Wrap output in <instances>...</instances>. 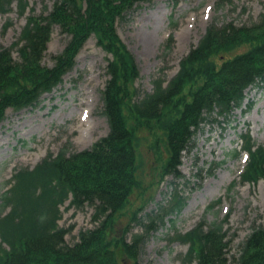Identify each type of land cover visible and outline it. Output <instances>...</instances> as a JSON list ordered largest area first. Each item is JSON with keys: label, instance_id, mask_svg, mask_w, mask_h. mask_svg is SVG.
I'll return each instance as SVG.
<instances>
[{"label": "trees", "instance_id": "16d2710c", "mask_svg": "<svg viewBox=\"0 0 264 264\" xmlns=\"http://www.w3.org/2000/svg\"><path fill=\"white\" fill-rule=\"evenodd\" d=\"M152 1L54 0L46 14L26 18L10 47L0 48V123L7 109L18 112L38 106L41 97L51 93L73 69L77 54L91 36L110 56L108 80L101 91V114L108 133L88 149L60 150L56 156L48 153L34 169L15 171L10 188L0 195V264H123L124 260L140 264L138 256L148 237L169 214L178 213L185 205V199L174 194L167 207L157 209L158 214L143 218L139 208L124 226L121 218L140 184L141 135L156 139L152 147L160 164V180L168 174L179 178L182 155L192 149L201 127L226 122L243 105L245 90L264 83L261 13L256 21L241 25L211 23L182 59L177 74L166 85L161 78H154L152 92L139 98L134 87L139 68L118 37L116 23H123L142 2ZM14 2L23 15L27 0H0V13H8ZM54 26L69 40L53 57V65L45 67L41 61ZM243 137L250 158L241 180L264 181V147L252 150L249 136ZM158 142L166 157L159 148L157 151ZM69 194L72 207L93 209L91 228L81 230L72 245L64 241L71 228L58 225V206ZM226 219L200 222L180 236L182 243L189 244L184 261L264 264V223L254 224L228 256ZM135 225L142 232L127 241L125 236Z\"/></svg>", "mask_w": 264, "mask_h": 264}, {"label": "rangeland", "instance_id": "374dc122", "mask_svg": "<svg viewBox=\"0 0 264 264\" xmlns=\"http://www.w3.org/2000/svg\"><path fill=\"white\" fill-rule=\"evenodd\" d=\"M52 2L28 0V6L34 7L33 13L37 14L43 11L44 4L49 9ZM12 9L0 15V48L10 47L17 40L25 17L32 13L28 10L19 17L15 15L16 8ZM261 13H264V0L142 2L123 23H116L118 37L139 68V77L134 82L139 98L152 92L154 78L159 77L166 84L177 74L179 61L211 23L241 25L256 21ZM5 24L9 26L3 31ZM68 40L54 26L41 64L51 67L53 57ZM12 57L17 60V53L13 52ZM109 57L91 36L77 54L73 69L50 94L41 97L38 106L6 111L0 123V195L10 187L15 170L32 168L47 153L87 149L107 134L108 125L101 114V91L108 80ZM244 96L243 105L226 122L205 124L196 133L192 149L182 155L179 178L168 174L160 180V164L152 147L156 139L141 135L137 171L140 184L121 218L124 226L139 208H142L139 216L143 218L158 214L157 209L167 207L174 194L183 197L185 205L178 213L169 214L165 223L148 237L138 256L140 264H196L184 261L188 246L179 237L200 222H220L227 218L223 227L227 231L228 256L237 250L254 224L264 223L263 179L248 184L238 176L246 162L241 154L245 146L243 135L249 136L252 150L264 147V83L249 87ZM156 148L166 157L162 143L158 142ZM60 213L59 226L71 228L64 237L67 245L77 241L81 230L92 226L93 209L87 205L76 209L66 201ZM141 232L135 225L125 238L130 241L133 234ZM123 264L131 263L124 260Z\"/></svg>", "mask_w": 264, "mask_h": 264}]
</instances>
